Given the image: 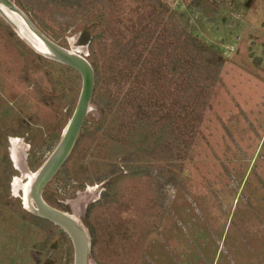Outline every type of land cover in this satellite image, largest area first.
I'll return each mask as SVG.
<instances>
[{"label":"rangeland","instance_id":"374dc122","mask_svg":"<svg viewBox=\"0 0 264 264\" xmlns=\"http://www.w3.org/2000/svg\"><path fill=\"white\" fill-rule=\"evenodd\" d=\"M12 1L46 34L40 17L75 21L54 40L89 58L88 14L36 1L34 18L27 0ZM168 2L225 57L181 177L161 170L163 142L133 132L128 114L123 127L104 121L94 93L87 118L102 125L86 131L43 196L85 224L94 264H264V0ZM81 88L76 69L41 53L0 12V264H74L69 234L35 214L27 193Z\"/></svg>","mask_w":264,"mask_h":264},{"label":"trees","instance_id":"16d2710c","mask_svg":"<svg viewBox=\"0 0 264 264\" xmlns=\"http://www.w3.org/2000/svg\"><path fill=\"white\" fill-rule=\"evenodd\" d=\"M36 1L59 14L62 7L88 14L90 24H100L92 28L89 59L96 71L94 102L107 117L104 121L123 127L128 114L133 132L163 142L156 162L161 170H170L171 179L181 177L224 55L187 29L168 0H27L34 18ZM55 21L56 26L39 18L47 35L59 41L75 21ZM101 125L87 118L76 146L89 128Z\"/></svg>","mask_w":264,"mask_h":264},{"label":"water","instance_id":"95a60500","mask_svg":"<svg viewBox=\"0 0 264 264\" xmlns=\"http://www.w3.org/2000/svg\"><path fill=\"white\" fill-rule=\"evenodd\" d=\"M0 12L41 53L76 69L81 74L82 88L75 110L58 143L30 180L27 203L35 214L59 225L69 234L74 246V264H94L92 239L88 228L77 215L53 206L43 196L45 186L72 153L86 118L94 109V65L85 54L59 44L44 33L12 0H0ZM11 15H15V19ZM11 158L13 160L12 154Z\"/></svg>","mask_w":264,"mask_h":264},{"label":"bare ground","instance_id":"6f19581e","mask_svg":"<svg viewBox=\"0 0 264 264\" xmlns=\"http://www.w3.org/2000/svg\"><path fill=\"white\" fill-rule=\"evenodd\" d=\"M14 160H15V162H16V166H18V164H17V158H14ZM29 188V187H28ZM25 202H26V200H25Z\"/></svg>","mask_w":264,"mask_h":264}]
</instances>
